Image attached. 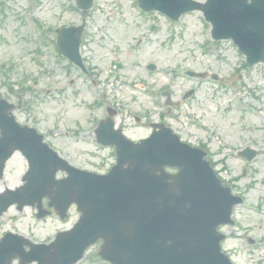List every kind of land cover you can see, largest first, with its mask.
<instances>
[{"label":"rangeland","instance_id":"374dc122","mask_svg":"<svg viewBox=\"0 0 264 264\" xmlns=\"http://www.w3.org/2000/svg\"><path fill=\"white\" fill-rule=\"evenodd\" d=\"M74 7V0H0V68L4 71L0 94L20 105L14 111L16 119L29 125L35 122L73 165L100 171L113 158L93 141L94 118L101 113L93 108L97 99L103 97L124 112L150 111L152 119L163 115L182 140L207 146L222 179L238 175L231 186L243 195L245 207L236 208L237 225L230 230L235 237L224 249L234 252L236 264H264L260 253L264 252V155L250 163L236 155L244 146L264 149V64L244 68V56L230 40L210 38V26L198 11L173 22L158 12H142L135 0H93L82 49L94 72L99 69L93 88L90 78L81 77L75 69L70 75L60 65L54 69L51 43L42 45L38 39L37 24L45 29L79 24L82 14ZM49 36L53 37L48 32ZM115 63L121 68L114 70ZM148 63L155 65L153 71L146 68ZM187 68L206 71L208 76L188 77L184 75ZM211 73L219 80L209 78ZM69 80L77 87L74 93ZM54 86L62 89L60 101L50 93ZM192 87L195 94L181 101L182 93ZM163 88L179 104L165 107L159 95ZM64 131L69 134L64 136ZM139 131L135 134L144 132ZM7 163L0 191L19 186L26 168L20 155ZM242 169L245 174L240 177ZM31 214V209L18 212L11 207L0 217V235L6 230L30 232L38 241L45 240L76 218L71 214L67 222H60L51 216L33 224ZM248 233L256 240L254 246L243 238ZM251 248L253 255L247 252ZM97 249L98 244L90 247L77 264H107L96 255Z\"/></svg>","mask_w":264,"mask_h":264},{"label":"water","instance_id":"95a60500","mask_svg":"<svg viewBox=\"0 0 264 264\" xmlns=\"http://www.w3.org/2000/svg\"><path fill=\"white\" fill-rule=\"evenodd\" d=\"M76 1L81 9L91 5V0ZM138 1L142 8H158L173 19L185 10L201 9L212 24L215 39L232 38L248 64L264 61V0H207L204 4L191 0ZM80 30H75L69 41L71 59L76 61ZM5 115L0 116V143L12 146L6 152L0 149V176L12 149L18 148L30 163L29 182L20 197L27 200L37 192L39 200L52 191L46 186L52 184L57 186L54 198L64 201V209L75 202L82 212L71 234L79 240L57 252L62 262H50L49 257L27 261L71 264L80 257L83 247L101 237L105 241L101 254L113 264H230L220 252L219 242L224 236L216 232V227L230 222L231 206L241 200L220 185L200 150L179 143L177 137L164 130L136 147L140 151L159 141L156 145L163 153V163L179 168L172 182L162 165L156 169L155 162L138 159V151L132 158L120 156L103 176L75 170L53 155L54 165L69 173L68 179L54 181L56 168L49 174L40 172V157L27 148L34 141L31 136L36 135L35 131L19 127L11 115ZM254 153L248 148L240 152L247 159ZM126 162L128 167L123 168ZM36 176L35 189L31 187ZM9 252L12 257L16 251L0 247V254Z\"/></svg>","mask_w":264,"mask_h":264},{"label":"flooded vegetation","instance_id":"af4514ba","mask_svg":"<svg viewBox=\"0 0 264 264\" xmlns=\"http://www.w3.org/2000/svg\"><path fill=\"white\" fill-rule=\"evenodd\" d=\"M55 89H56V91H58V89H57V88H55ZM113 110H115V108H114ZM114 112H115V111H114ZM118 126H119V127H121V128H124V125H123V124H121V123H119V124H118Z\"/></svg>","mask_w":264,"mask_h":264}]
</instances>
